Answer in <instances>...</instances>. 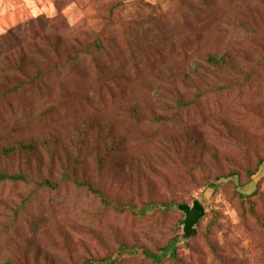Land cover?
<instances>
[{
    "label": "rangeland",
    "instance_id": "1",
    "mask_svg": "<svg viewBox=\"0 0 264 264\" xmlns=\"http://www.w3.org/2000/svg\"><path fill=\"white\" fill-rule=\"evenodd\" d=\"M0 174V264H264V0H0Z\"/></svg>",
    "mask_w": 264,
    "mask_h": 264
},
{
    "label": "water",
    "instance_id": "2",
    "mask_svg": "<svg viewBox=\"0 0 264 264\" xmlns=\"http://www.w3.org/2000/svg\"><path fill=\"white\" fill-rule=\"evenodd\" d=\"M178 208L185 213V218L182 221L184 226V238L192 236L195 233V225L205 215V207L199 200H194L193 204L182 203Z\"/></svg>",
    "mask_w": 264,
    "mask_h": 264
},
{
    "label": "trees",
    "instance_id": "3",
    "mask_svg": "<svg viewBox=\"0 0 264 264\" xmlns=\"http://www.w3.org/2000/svg\"><path fill=\"white\" fill-rule=\"evenodd\" d=\"M214 61V59L212 60L211 59V62ZM19 178H22L20 175H17V174H13V175H6V174H0V179H11V180H16V179H19ZM213 186H215L213 183H212ZM94 191H97L96 189H94ZM175 243H176V240H173L172 243L168 244L164 249L163 251L161 252V254L159 255H152L150 254L151 256H153V258H156L157 260H161L163 258V256H165L166 254H168V250H170V255H174V252H175Z\"/></svg>",
    "mask_w": 264,
    "mask_h": 264
}]
</instances>
